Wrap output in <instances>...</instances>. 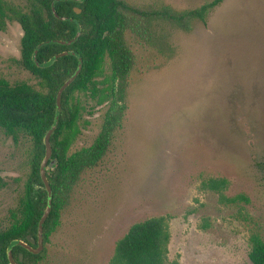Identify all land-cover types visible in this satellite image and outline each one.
Returning a JSON list of instances; mask_svg holds the SVG:
<instances>
[{
  "label": "rangeland",
  "instance_id": "1",
  "mask_svg": "<svg viewBox=\"0 0 264 264\" xmlns=\"http://www.w3.org/2000/svg\"><path fill=\"white\" fill-rule=\"evenodd\" d=\"M125 1L183 11L212 0ZM141 31L126 32L134 65L121 126L64 196L37 264H110L131 225L155 216H169L166 264H251V231L264 238V0H224L190 30L152 19ZM22 35L15 20L0 29V77L41 90L21 64ZM110 73L107 59L99 89ZM99 101V92L74 94L80 116L69 153L101 133L109 105ZM32 148L28 137L15 142L0 127V229L24 194ZM210 178H226L225 195L250 201L221 203L203 186Z\"/></svg>",
  "mask_w": 264,
  "mask_h": 264
},
{
  "label": "trees",
  "instance_id": "2",
  "mask_svg": "<svg viewBox=\"0 0 264 264\" xmlns=\"http://www.w3.org/2000/svg\"><path fill=\"white\" fill-rule=\"evenodd\" d=\"M53 1L27 0L23 8H16L0 0V29L6 27L7 19L20 24L23 31L21 64L39 79L42 87L39 90L26 82L12 85L0 77V127L15 142L23 135L33 143L24 194L11 213L10 225L0 229V264H10L8 246L12 241L26 240L28 235L37 238L39 222L48 199L41 176V164L46 154L44 138L55 119L58 90L79 64L78 57L73 54L57 58L49 67H40L33 59L35 49L43 41L69 40L77 33L76 21H63L53 14ZM223 1L212 0L199 8L183 11L170 6L146 9L125 0H62L56 3L57 12L77 19L82 32L72 45H43L38 51V60L45 63L58 53L76 51L83 58V68L63 93L60 120L51 135L53 154L46 173L53 189V208L44 224V245L49 242V235L59 219L64 196H67L83 170L97 164L105 155L115 130L121 126L126 109L127 80L134 65V53L126 39L127 30H148L152 19L166 20L183 30H190L193 20L206 21L209 12ZM75 6L81 9L80 13L75 11ZM107 59L110 62V78L107 85L99 89L97 78L103 73ZM82 91L99 92V104L109 106L95 143L69 153L80 116V108L73 102L74 94ZM203 186L218 191L223 204L250 201L243 193L231 197L225 195L223 190L228 186L226 178H210ZM245 218L250 219L249 216ZM170 239L169 216H155L136 222L117 241L110 264H166ZM249 243L251 264H264V238L258 229L251 231ZM13 256L17 264H37L43 258L44 250L36 254L16 245Z\"/></svg>",
  "mask_w": 264,
  "mask_h": 264
},
{
  "label": "water",
  "instance_id": "3",
  "mask_svg": "<svg viewBox=\"0 0 264 264\" xmlns=\"http://www.w3.org/2000/svg\"><path fill=\"white\" fill-rule=\"evenodd\" d=\"M59 1H62V0H54L53 3H52L53 14L58 19L63 20V21H67V20L76 21L77 24H78L77 33H76L75 37H73L72 39H69V40L53 39V40L43 41L35 49L34 54H33V59H34L35 63L38 66H40V67H43V66L49 67L55 62V60L57 58L62 57L64 55L73 54V55L78 57L79 64H78V67L75 70V72L63 83V85L58 90L57 99H56L55 119H54V122L51 125V127L48 129V131H47V133L45 135V138H44V143L46 145V154H45V156H44V158L42 160V164H41V176H42V181H43L44 187L46 188L47 193H48V199H47V207H46V209H45V211H44V213H43V215H42V217L40 219V222H39L37 238H34L31 235H28L26 240H14V241H12L10 243V245L8 246V258H9L10 264H17V261L15 260V258L13 256V248L16 245H21V246L27 248L29 251H31L33 253H36V254L42 252L43 249H44V238H43L44 224H45V221H46L49 213L52 211V208H53V189L51 187L50 181H49L47 173H46L47 164H48V162L51 159L52 154H53V148H52V144H51V135L55 131V129L57 128L59 120H60V114H61V110H62V96H63V93L69 87V85L77 78V76L81 73L82 68H83V58L76 51H64V52L58 53L50 61L45 62V63H42V62H40L38 60V57H37L38 56V51L43 45L50 44V43H57V44H60V45H72L79 39V37L81 35L82 26L78 22L77 19L69 18V17H66V16H62V15H60L57 12L56 3L59 2ZM65 1H68V0H65ZM73 1L82 2L83 0H73ZM74 9H75V11L77 13L81 12V9L79 7H77V6H75ZM33 245H36V246H33ZM20 259L21 260L23 259L22 258V254H21Z\"/></svg>",
  "mask_w": 264,
  "mask_h": 264
}]
</instances>
